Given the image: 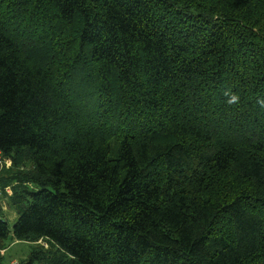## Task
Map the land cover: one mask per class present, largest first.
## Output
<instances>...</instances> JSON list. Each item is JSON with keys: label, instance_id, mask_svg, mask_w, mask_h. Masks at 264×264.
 Instances as JSON below:
<instances>
[{"label": "trees", "instance_id": "trees-1", "mask_svg": "<svg viewBox=\"0 0 264 264\" xmlns=\"http://www.w3.org/2000/svg\"><path fill=\"white\" fill-rule=\"evenodd\" d=\"M258 101L264 0H0V249L264 264Z\"/></svg>", "mask_w": 264, "mask_h": 264}, {"label": "rangeland", "instance_id": "rangeland-1", "mask_svg": "<svg viewBox=\"0 0 264 264\" xmlns=\"http://www.w3.org/2000/svg\"><path fill=\"white\" fill-rule=\"evenodd\" d=\"M7 166H5L0 158V179L5 181L6 179H8V181L11 179V176L14 175L13 173H11V176L6 173L5 175L3 174L4 171H6L10 166H11V162H8V164L6 163ZM10 176V177H9ZM9 177V178H8ZM9 185V184H8ZM8 187V186H7ZM2 212L4 213L5 219L8 222V227L11 228L13 221L15 219V214L12 210L9 209L7 203L6 206H4V209L2 210ZM12 241H7L5 244V247L7 248V250L5 251L4 257L0 260L2 261V264H7L12 260L15 261H20L26 258L27 254L29 253V246L24 244V243H19V242H12ZM37 246H43L45 248H47V245L45 244L44 241H40L39 243H36ZM35 244L32 245V247H34Z\"/></svg>", "mask_w": 264, "mask_h": 264}, {"label": "built area", "instance_id": "built-area-1", "mask_svg": "<svg viewBox=\"0 0 264 264\" xmlns=\"http://www.w3.org/2000/svg\"><path fill=\"white\" fill-rule=\"evenodd\" d=\"M8 162H10V161L6 160V161L3 162V164L5 166H7L6 163L8 164ZM4 194L5 195H10L11 194V188L10 187H5V188H3V190L0 189V210L4 209ZM4 253H5V250H1L0 249V256H2ZM9 264H18V262L15 261V260H12V261L9 262Z\"/></svg>", "mask_w": 264, "mask_h": 264}, {"label": "clouds", "instance_id": "clouds-1", "mask_svg": "<svg viewBox=\"0 0 264 264\" xmlns=\"http://www.w3.org/2000/svg\"><path fill=\"white\" fill-rule=\"evenodd\" d=\"M224 95L229 97L227 103L230 105L237 103L239 100V97L236 94H230L229 92L226 91ZM258 103H260L261 107H264V101H258Z\"/></svg>", "mask_w": 264, "mask_h": 264}, {"label": "crops", "instance_id": "crops-1", "mask_svg": "<svg viewBox=\"0 0 264 264\" xmlns=\"http://www.w3.org/2000/svg\"><path fill=\"white\" fill-rule=\"evenodd\" d=\"M0 264H2V261H0ZM8 264V263H7Z\"/></svg>", "mask_w": 264, "mask_h": 264}]
</instances>
